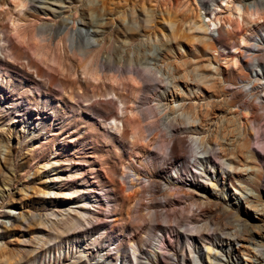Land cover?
Returning <instances> with one entry per match:
<instances>
[{"label": "rangeland", "instance_id": "374dc122", "mask_svg": "<svg viewBox=\"0 0 264 264\" xmlns=\"http://www.w3.org/2000/svg\"><path fill=\"white\" fill-rule=\"evenodd\" d=\"M13 1L0 0L12 48L0 42V216H12L0 220V246L9 264L23 253L29 264H264L263 217L244 199L255 192L234 173L258 167L264 204V134L246 130L241 147L237 126L202 130L190 112L209 99L227 108L253 82L249 51L255 42L264 50L262 20L235 18L239 0ZM243 34L252 41L241 48ZM213 68L225 83L215 92L198 82ZM83 200L93 205L88 223L65 228L64 211L74 217ZM226 211L262 234L259 254L222 242L237 226Z\"/></svg>", "mask_w": 264, "mask_h": 264}, {"label": "bare ground", "instance_id": "6f19581e", "mask_svg": "<svg viewBox=\"0 0 264 264\" xmlns=\"http://www.w3.org/2000/svg\"><path fill=\"white\" fill-rule=\"evenodd\" d=\"M17 2V6L22 8L24 7L26 3L25 0H14ZM13 1V2H14ZM231 2L228 3V5H230L231 3H233V0H229ZM15 3V2H14ZM234 4V3H233ZM227 5V4H226ZM229 6H227L228 8ZM61 9L63 7H60ZM63 10V9H62ZM246 15V17L248 19H252V18H256V20L258 22H263L264 23V2H262L261 0H255L254 4H249V3H243L242 0H239L236 3V8L234 9V13L233 15L235 16V18H242L243 15ZM230 16V15H229ZM233 16V17H234ZM199 16H197L198 18ZM147 19V18H146ZM231 19V18H230ZM229 19V20H230ZM241 21V20H240ZM149 22V21H148ZM217 23H219L218 20H213L211 21V26H213V28H216ZM241 24V22H240ZM259 24V23H258ZM261 24V23H260ZM241 26V25H240ZM203 26L199 25V28L202 29ZM204 30V29H202ZM207 31H210L209 26L207 25V28L205 29ZM212 30V29H211ZM2 33V32H0ZM245 33V32H244ZM3 34V33H2ZM229 36V35H227ZM212 41H215L214 39H212ZM228 41V40H227ZM248 41H252L250 40V38L247 36V34H243L242 36H240L238 38V42L240 47L242 48L243 46H245ZM0 42L3 43V45H8L9 49L11 50L12 48H10L9 43L10 40L9 38L3 34L0 37ZM219 42V41H218ZM251 43V42H250ZM248 45V44H247ZM254 46L256 47V50L254 51H249L252 52V56H251V60H255L256 63L255 67V77L253 78V82L250 84H247L246 86H243L242 89H238L239 91H237L235 93V95L233 96V100L232 103L227 105V108L221 109V105L219 107L214 106L212 104V102L207 101L206 104H199L197 102H194L195 104H193L190 107V112L193 114V121L191 122H195L198 123L199 128H201L202 130L206 129L211 123L213 122H217L218 125L221 124L223 126V124H227V126L229 125H233V126H237L238 131L240 132V134L242 135V146L241 147H245V141L247 139L248 136H250V131L253 135L257 136L258 139L263 138V132H262V126L264 124V97H261L260 94L264 93V50L260 48V44L258 43H254ZM3 48V47H2ZM232 48V47H231ZM244 49V48H243ZM241 51V50H240ZM246 51V50H245ZM248 52V51H247ZM213 64H209V67L212 68ZM233 65L236 66L237 63L233 61ZM232 65V66H233ZM106 69V68H105ZM103 70V69H102ZM155 71V70H154ZM152 71V72H154ZM146 72L151 73V71L149 69L146 70ZM131 73V72H130ZM156 73H159V71H156ZM140 74V73H139ZM160 74V73H159ZM198 82L201 83L202 85H205L208 87V89L212 90L213 92H215L217 89H219L220 87V83H223L222 81H220L218 79L219 74L218 71L216 70V68L210 69L207 71L206 75H201L198 76ZM166 78V77H165ZM160 79V78H159ZM243 80V79H242ZM225 85V83H223ZM227 88H230L233 86L232 83H228L226 84ZM236 87V86H235ZM224 88V87H223ZM226 88V89H227ZM238 88V87H237ZM233 89V88H232ZM204 90V89H203ZM211 91V92H212ZM233 91V90H232ZM210 92V91H209ZM220 94V93H219ZM242 94H245V96H250L252 97V100L254 101H247L246 98L244 99L242 97ZM210 95V94H208ZM216 96V94H215ZM214 96V97H215ZM116 97V95H115ZM203 98V96H202ZM216 101V99H215ZM193 103V102H192ZM224 103V102H222ZM233 109H237L238 111H240L242 113V117L241 120L242 122H240V118H237L236 113H234L232 110ZM153 110L151 112L147 113V118L151 119L152 116L154 115ZM183 112V110H182ZM184 113V112H183ZM191 114V116H192ZM188 118V117H187ZM191 118V117H190ZM116 120H114L115 122ZM187 121V119H186ZM166 122V121H165ZM182 124H184V121H182ZM157 125V124H156ZM154 126L153 129H158V126ZM197 126V127H198ZM264 127V126H263ZM179 128V127H178ZM115 129H117L118 131H120V129L115 126ZM223 130L224 127L222 128ZM228 129V128H227ZM233 129V128H232ZM264 129V128H263ZM180 130V128H179ZM218 130V129H217ZM246 130L249 132L246 136ZM175 131V130H174ZM178 131V130H177ZM206 131V130H205ZM226 131V130H225ZM231 131V130H230ZM229 131V132H230ZM217 132V131H216ZM227 132V131H226ZM224 133V132H223ZM227 134V133H226ZM239 134V133H238ZM165 135H172V131L170 128H167L165 130ZM223 135V134H222ZM225 135V134H224ZM233 135V134H232ZM214 138L216 135H213ZM234 136V135H233ZM168 137V136H167ZM170 137V136H169ZM213 138V137H212ZM251 138V137H250ZM216 139V138H215ZM231 139V138H228ZM214 140V139H213ZM196 141V140H195ZM207 141V140H206ZM198 144L196 146V148L198 150H200L201 148L204 147V141H202V138L197 139ZM234 142V141H233ZM232 142V143H233ZM241 142V141H240ZM162 143V142H161ZM217 143V142H215ZM264 143V142H263ZM162 145V144H161ZM216 145V144H215ZM214 145V147H215ZM218 145V144H217ZM216 145V146H217ZM221 145V144H220ZM226 145V144H225ZM219 146V145H218ZM216 147L218 149H220V147ZM222 148V147H221ZM225 148V147H224ZM228 148V147H227ZM232 148V147H231ZM164 149V148H163ZM262 150V152H264V145L260 148ZM215 150V149H214ZM221 150L219 151V153H221ZM228 150V149H226ZM167 150L165 149V152ZM205 151V150H204ZM225 152V149L223 150ZM203 152V151H202ZM228 152V151H226ZM225 152V153H226ZM214 153V152H213ZM224 153V154H225ZM255 153V152H254ZM227 154V153H226ZM155 155V154H154ZM162 155V154H161ZM220 155V154H219ZM243 155V154H242ZM245 155V153H244ZM247 156V155H246ZM164 157V156H163ZM218 157V156H217ZM216 157V158H217ZM212 158V157H211ZM220 158V157H219ZM218 158V159H219ZM242 159V158H241ZM243 159H245L243 157ZM242 159V160H243ZM213 160V159H212ZM227 160V159H226ZM210 161V160H209ZM214 161V160H213ZM241 161V160H240ZM214 163V162H213ZM240 163V162H239ZM216 164V162H215ZM218 165V164H217ZM223 165V164H221ZM228 167H231L230 164H225ZM241 166V165H239ZM219 167V166H218ZM222 167V166H221ZM239 168H246V166H241ZM253 168H257L255 169V171H253ZM249 168L244 169L246 172L248 171ZM251 170L249 172V174H240L241 171L236 169V167H234V173L237 174V176L241 177L243 175H247L249 176V180L247 181V184L245 185V188H250L251 190H254L255 194L248 196V195H244V199H245V204L249 207V209H251L254 212H260L263 219L261 220L262 222H264V204L262 202H260L258 199L260 197V193L257 190L256 185L260 184L261 181V175H260V171L258 169V167H251ZM57 177V176H54ZM246 177V176H245ZM245 179V178H244ZM57 180V178H56ZM246 180V179H245ZM197 184V183H196ZM195 185V184H194ZM192 186V185H191ZM191 191V190H190ZM253 192V193H254ZM195 193V192H194ZM243 194V193H242ZM245 194V193H244ZM201 195V194H200ZM77 197V196H76ZM211 198V197H210ZM191 199V198H190ZM204 199V198H203ZM196 201V200H195ZM204 201V200H203ZM219 201V200H218ZM222 201V200H221ZM100 202V201H99ZM206 202V201H205ZM196 203V202H195ZM204 203V202H203ZM193 205V204H192ZM207 205V204H206ZM202 207V206H201ZM222 207V206H221ZM92 208L93 205L92 203L88 202L87 200H83V202L81 203V206L78 208V210L75 212V216L71 217V215H69L70 213L66 210L64 212H66V215L69 216V221L68 223H63L62 220L60 222L63 223L64 227L68 228V227H72V226H80V220L85 221L88 223V217L92 216ZM199 208V207H198ZM221 209V208H220ZM65 210V209H62ZM232 210V209H231ZM72 211V210H71ZM205 211V210H204ZM63 212V213H64ZM202 212V211H201ZM227 212V216L228 217H236V215L231 212V211H226ZM225 212V213H226ZM62 213V212H60ZM61 215V218H63L64 216ZM65 215V214H64ZM58 216V215H56ZM198 216V215H197ZM66 217V216H65ZM12 216L9 212H3L0 216V220L1 223L3 221V219H8L11 220ZM50 219V218H49ZM188 219V218H187ZM59 220V219H58ZM56 221V219H55ZM229 220H226V222ZM235 223H237V226L234 228H231L229 233L224 235L228 238L226 241H222V242H227L226 246L231 247L234 252L240 254V255H246L247 254H254V252L256 251L259 254L258 248L261 247V242H256L255 236L257 235L259 237L262 236V234H258L256 231H254L253 229H251V231L248 230L247 224L245 222H243L242 220L238 219V218H234L233 220ZM228 223V222H227ZM46 225V224H45ZM48 225V224H47ZM51 225H54L51 222ZM0 226H3V224H1ZM159 226V225H158ZM192 226V225H191ZM195 226V225H193ZM197 226V225H196ZM232 226V225H231ZM199 227V226H198ZM196 227L195 228V237H198L199 240L203 241H212V239L210 240L208 237H206L205 235H202L201 231L199 230V228ZM194 228V227H193ZM261 230V229H260ZM148 231V230H147ZM189 233V232H188ZM255 233V234H254ZM21 234V233H20ZM205 234V233H204ZM207 234V233H206ZM193 235V233H192ZM210 235V234H209ZM222 235V234H221ZM190 236V235H189ZM211 236V235H210ZM194 236L190 237L191 240V245H189V259L192 257V255L194 254V248H195V244L196 242H194L193 238ZM254 240V244L253 246L257 249H255L254 251L250 248V246L248 247V243L250 241H252L253 243ZM221 242V241H220ZM207 244V243H206ZM212 244V243H211ZM248 244V245H247ZM263 244V243H262ZM188 245V244H187ZM209 245V244H208ZM184 249V248H183ZM187 249V248H186ZM209 250V248H207ZM10 250V249H9ZM185 251V250H184ZM20 253V252H19ZM187 253H188V249H187ZM222 253V252H220ZM14 254V253H13ZM108 256H110L109 254H106ZM224 254H221V257ZM255 255V254H254ZM257 255V254H256ZM9 257V258H8ZM224 257V256H223ZM188 259V260H189ZM193 259V258H191ZM12 263L11 264H29L30 260L28 259V257L26 255L21 254L20 256H18L16 259H11ZM193 261V260H192ZM196 263L198 264H202L200 261V258L197 257L195 259ZM10 263V253L9 251L6 249V247L4 245L0 246V264H9ZM215 264H225L221 259L217 260Z\"/></svg>", "mask_w": 264, "mask_h": 264}]
</instances>
